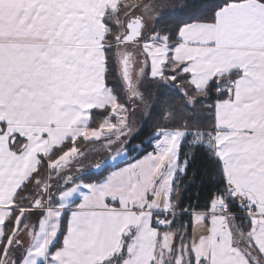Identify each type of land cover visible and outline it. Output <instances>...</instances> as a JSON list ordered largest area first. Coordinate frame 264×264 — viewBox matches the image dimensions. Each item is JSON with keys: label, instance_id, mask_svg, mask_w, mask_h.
I'll return each mask as SVG.
<instances>
[{"label": "snow or ice", "instance_id": "1", "mask_svg": "<svg viewBox=\"0 0 264 264\" xmlns=\"http://www.w3.org/2000/svg\"><path fill=\"white\" fill-rule=\"evenodd\" d=\"M0 264H264V0H0Z\"/></svg>", "mask_w": 264, "mask_h": 264}]
</instances>
